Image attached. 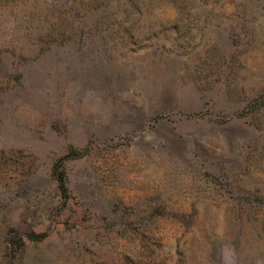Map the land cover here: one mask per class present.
<instances>
[{
    "label": "rangeland",
    "instance_id": "rangeland-1",
    "mask_svg": "<svg viewBox=\"0 0 264 264\" xmlns=\"http://www.w3.org/2000/svg\"><path fill=\"white\" fill-rule=\"evenodd\" d=\"M0 264H264V0H0Z\"/></svg>",
    "mask_w": 264,
    "mask_h": 264
},
{
    "label": "trees",
    "instance_id": "trees-1",
    "mask_svg": "<svg viewBox=\"0 0 264 264\" xmlns=\"http://www.w3.org/2000/svg\"><path fill=\"white\" fill-rule=\"evenodd\" d=\"M59 182H60V188L61 189H63L64 188V181H63V179L61 178L60 180H59Z\"/></svg>",
    "mask_w": 264,
    "mask_h": 264
}]
</instances>
